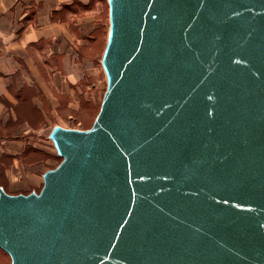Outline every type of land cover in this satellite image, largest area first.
<instances>
[{
  "label": "water",
  "instance_id": "water-1",
  "mask_svg": "<svg viewBox=\"0 0 264 264\" xmlns=\"http://www.w3.org/2000/svg\"><path fill=\"white\" fill-rule=\"evenodd\" d=\"M92 126L0 187L10 264H264V0H106Z\"/></svg>",
  "mask_w": 264,
  "mask_h": 264
},
{
  "label": "crops",
  "instance_id": "crops-1",
  "mask_svg": "<svg viewBox=\"0 0 264 264\" xmlns=\"http://www.w3.org/2000/svg\"><path fill=\"white\" fill-rule=\"evenodd\" d=\"M101 13V0H0V187L6 193L42 187L43 144L53 149L49 132L62 112L72 118L86 102L87 81L101 74L95 64Z\"/></svg>",
  "mask_w": 264,
  "mask_h": 264
},
{
  "label": "rangeland",
  "instance_id": "rangeland-1",
  "mask_svg": "<svg viewBox=\"0 0 264 264\" xmlns=\"http://www.w3.org/2000/svg\"><path fill=\"white\" fill-rule=\"evenodd\" d=\"M102 1V13H101V22L99 23V30H98V38L99 41V55L101 54V50L105 44L106 40V33L108 30V8L106 0ZM101 56V55H100ZM100 58L99 60L95 61V64L100 69V76L92 77L90 80L87 81V85L83 88L85 93L86 102L81 103L79 109L76 112L72 113V118L67 117L66 112L61 113L62 120L60 122L54 124L57 126H61L63 128H69V129H77V130H86L89 129L94 119L98 113L99 110V104L102 99L103 93L105 91V76L103 74L101 65H100ZM59 124V125H58ZM45 147V153L41 157V159L46 162L45 169L50 170L57 166V164L60 162V158L56 156L55 151L51 148V145L49 142L43 144ZM50 147V148H49ZM48 148V149H47ZM3 180V174H0V181ZM39 188L36 189V192H38ZM0 264H10L9 257L3 253L0 250Z\"/></svg>",
  "mask_w": 264,
  "mask_h": 264
},
{
  "label": "bare ground",
  "instance_id": "bare-ground-1",
  "mask_svg": "<svg viewBox=\"0 0 264 264\" xmlns=\"http://www.w3.org/2000/svg\"><path fill=\"white\" fill-rule=\"evenodd\" d=\"M106 35H107V33H106ZM106 41V40H105ZM105 45V44H104ZM103 49H104V46H103ZM103 49H102V52H103ZM102 52H101V55H102ZM101 57V56H100ZM100 105V104H99Z\"/></svg>",
  "mask_w": 264,
  "mask_h": 264
},
{
  "label": "trees",
  "instance_id": "trees-1",
  "mask_svg": "<svg viewBox=\"0 0 264 264\" xmlns=\"http://www.w3.org/2000/svg\"><path fill=\"white\" fill-rule=\"evenodd\" d=\"M3 252V251H2ZM4 253V252H3ZM7 255V254H6Z\"/></svg>",
  "mask_w": 264,
  "mask_h": 264
}]
</instances>
